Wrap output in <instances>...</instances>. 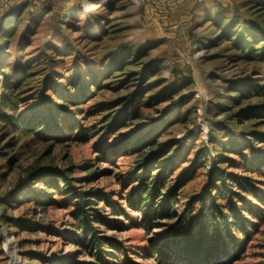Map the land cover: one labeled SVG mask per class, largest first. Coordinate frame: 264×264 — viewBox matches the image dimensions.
I'll use <instances>...</instances> for the list:
<instances>
[{
	"label": "rangeland",
	"instance_id": "rangeland-1",
	"mask_svg": "<svg viewBox=\"0 0 264 264\" xmlns=\"http://www.w3.org/2000/svg\"><path fill=\"white\" fill-rule=\"evenodd\" d=\"M251 1L0 0V23L11 21L7 38L0 31L6 69L20 59L34 65L6 114L32 120L46 112L60 98L43 88L50 76L67 86L79 68L98 81L67 102L62 128L26 133L0 117V264H190L169 225L211 188L215 169L249 178L264 198L262 34L246 47L264 18ZM56 46L64 61L52 68L45 52ZM146 137L150 145L133 148ZM173 156L162 189L175 188L171 216L147 220L146 205L128 201L141 163L151 161L152 176ZM38 167L64 169L75 185L100 193L92 205L107 222L97 226L117 249L101 256L80 243L77 199L62 181L31 175ZM255 203L261 219L233 259L217 264H264V205Z\"/></svg>",
	"mask_w": 264,
	"mask_h": 264
},
{
	"label": "trees",
	"instance_id": "trees-1",
	"mask_svg": "<svg viewBox=\"0 0 264 264\" xmlns=\"http://www.w3.org/2000/svg\"><path fill=\"white\" fill-rule=\"evenodd\" d=\"M251 2L257 7L254 11L258 13L257 18H264V0H252ZM79 10L77 6L68 8V12L73 15ZM8 22L6 26L2 22L0 23V31L4 39L8 36L7 28L11 21ZM254 28L257 30L262 28V32L256 30L255 36L251 38L250 33L247 32L246 47L251 50L253 49L252 38H258L262 34L264 40L263 27L255 24ZM58 50L60 49L56 46L50 52H45L47 56L45 60L52 61V68L58 62L64 61L63 57H57L62 52ZM6 60L7 56L0 53V67L3 68L2 77H0V117L6 118L5 120L15 129L26 133L31 130H40L42 127L62 128L67 102H75L81 94H86L89 87L98 84L96 77L88 78L81 73L79 68L77 69L78 81L67 86L54 76H50V79L46 78L42 81L43 88L60 94V98L56 101L51 99L50 103L45 104V107L48 108L46 112L34 113L32 117L35 116V118L27 120L24 117H16L14 114H6L4 109L14 108L15 96L20 88L27 84L34 65L30 64L31 62L22 63L23 60L20 59L19 67L10 70L6 69L8 68L5 65ZM147 67L149 68L150 65ZM77 87L79 89L75 90ZM119 116V114L116 115L110 125H113ZM65 124L64 130L68 131L77 125V121ZM152 142V139L146 137L133 148L141 150L145 144L150 145ZM120 146H117L116 149L120 150ZM155 157L153 155L152 157L145 156V159L155 160ZM255 158H258V155ZM151 161L141 163V166L146 168L145 172L130 191L128 201L131 205L137 202L146 205L145 218L147 220L155 215L161 219H167L171 216L170 211L174 204L172 195L175 188L171 189L167 195H163L162 189L165 186L164 178L168 171L166 168L175 166L177 158L173 156L165 159L161 163L160 169L152 176L148 173ZM262 164L260 163L258 166L261 167ZM34 174H44L50 176L53 181H62L66 185L67 191L77 199L72 214L78 220L77 226L80 235L78 240L82 245L96 249L101 256L111 254L113 249H117L113 237L103 233L97 226L100 221L107 222L106 217L92 205V202L101 196L100 193L81 189L73 183L72 178L64 169L38 167L32 171L31 175ZM214 176H218V178L212 177L211 188L206 193H201L193 198L187 208L177 216L175 222L169 225L170 231L174 232L175 242L181 246L190 264H217L220 261L228 263L240 250L242 240L250 236L251 230L255 228V220L261 219L262 216L261 213L259 214L261 207L256 208L255 202L264 205V198L259 193V186L256 183L247 177H238L222 168L215 169ZM230 177L233 178L232 181H230ZM216 179L221 180L222 183L219 185L216 183ZM218 190L222 193H219ZM222 199L225 201L223 202ZM194 207H197V211H194ZM25 226L29 225L25 224ZM162 255L166 256L167 252L162 251ZM57 262L58 264L70 263L67 259Z\"/></svg>",
	"mask_w": 264,
	"mask_h": 264
}]
</instances>
